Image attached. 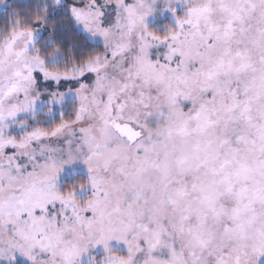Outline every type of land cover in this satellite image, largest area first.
<instances>
[{
    "label": "snow or ice",
    "instance_id": "1",
    "mask_svg": "<svg viewBox=\"0 0 264 264\" xmlns=\"http://www.w3.org/2000/svg\"><path fill=\"white\" fill-rule=\"evenodd\" d=\"M0 264H264V0L5 17Z\"/></svg>",
    "mask_w": 264,
    "mask_h": 264
},
{
    "label": "trees",
    "instance_id": "2",
    "mask_svg": "<svg viewBox=\"0 0 264 264\" xmlns=\"http://www.w3.org/2000/svg\"><path fill=\"white\" fill-rule=\"evenodd\" d=\"M8 1H9L8 6L3 10H0V27L3 26L5 17L9 16L11 12L16 10L17 8L26 9L29 5L34 3V0H8ZM61 38L64 39L66 43H71L73 41H79L80 35L76 33L73 30V28L69 25L62 34Z\"/></svg>",
    "mask_w": 264,
    "mask_h": 264
},
{
    "label": "rangeland",
    "instance_id": "3",
    "mask_svg": "<svg viewBox=\"0 0 264 264\" xmlns=\"http://www.w3.org/2000/svg\"><path fill=\"white\" fill-rule=\"evenodd\" d=\"M8 0H1L0 1V10H3L5 7V4L8 5ZM166 22H172L174 23V17L170 12H165L163 14L157 13L155 16H150L147 18V23L149 27H158L162 26ZM55 87V84L52 85Z\"/></svg>",
    "mask_w": 264,
    "mask_h": 264
}]
</instances>
